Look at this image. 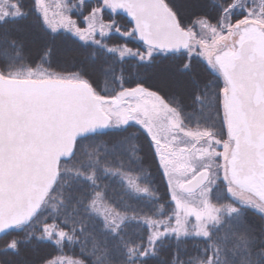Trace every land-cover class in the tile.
<instances>
[{
  "label": "snow or ice",
  "instance_id": "1",
  "mask_svg": "<svg viewBox=\"0 0 264 264\" xmlns=\"http://www.w3.org/2000/svg\"><path fill=\"white\" fill-rule=\"evenodd\" d=\"M29 2L0 0V264H264V0Z\"/></svg>",
  "mask_w": 264,
  "mask_h": 264
},
{
  "label": "trees",
  "instance_id": "2",
  "mask_svg": "<svg viewBox=\"0 0 264 264\" xmlns=\"http://www.w3.org/2000/svg\"><path fill=\"white\" fill-rule=\"evenodd\" d=\"M26 7H28L29 9L31 7L29 0H26ZM34 19H35V16L30 15L27 20H21L19 22V24L26 26V25L33 23ZM125 19H127V18L125 17ZM118 22L123 23L124 21L118 20ZM80 43H83V42H80ZM105 43H107L109 46H117V45L126 43V41L120 39L117 34L113 33L110 35V37L108 39H106ZM128 46L129 47H137L138 45L134 44V43H129ZM95 51H96L95 48L85 47V48H81V49L73 52L77 56L76 60L74 61V63H75L74 68L71 67L72 62H70L68 64L65 63L64 59H66V58H63V56L60 55L63 59L56 57V55L54 57V54H55V52H54L51 59H50V63L45 64V67H51L53 70H57V71L61 70V68H64V67H68L70 70H73V71L76 70L77 68H79L81 70H90L91 68L98 66L100 63V60L98 59V57L94 55ZM73 53H71L72 56L74 55ZM69 55H70V53H67V55H65V56H69ZM131 64H132V61H128L124 65V67L131 70V68H130ZM203 66L206 67V65H203ZM116 67L118 69L119 65H117ZM101 86L102 87L104 86L103 78H101ZM156 179H157V181H159L158 176L156 177ZM84 243L86 246H89V247L91 245L90 240L85 241ZM188 246H189V248L192 247V241L191 240L188 241ZM47 251L52 252L53 255L62 254V255H67V256H72V257H79V254L81 251V244L69 245V246L65 247L63 253L54 252V251H52L51 248L47 249ZM153 264H159V260L157 259L156 261L153 262Z\"/></svg>",
  "mask_w": 264,
  "mask_h": 264
},
{
  "label": "rangeland",
  "instance_id": "3",
  "mask_svg": "<svg viewBox=\"0 0 264 264\" xmlns=\"http://www.w3.org/2000/svg\"><path fill=\"white\" fill-rule=\"evenodd\" d=\"M45 3H46L47 5L50 6V15H51L53 12H56V11L58 10V8H57L58 0H45ZM74 18H75V17H74ZM73 54H74V53H73ZM55 55H56V57H59V58L63 59V58H66L65 55H67V54H65V53H60V52H55L54 57H55ZM60 55L63 56V58H62ZM70 56H72L71 53H70V55H69L68 57H70ZM73 56H76V55L74 54ZM76 58H77V56L75 57V60H76ZM64 60H65V59H64ZM66 256H67V255H66Z\"/></svg>",
  "mask_w": 264,
  "mask_h": 264
}]
</instances>
